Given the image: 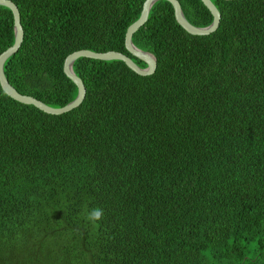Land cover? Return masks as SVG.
Segmentation results:
<instances>
[{
	"label": "trees",
	"instance_id": "1",
	"mask_svg": "<svg viewBox=\"0 0 264 264\" xmlns=\"http://www.w3.org/2000/svg\"><path fill=\"white\" fill-rule=\"evenodd\" d=\"M23 41L9 84L50 108L77 96L63 63L125 49L146 0H8ZM196 28L213 18L177 0ZM192 36L153 5L133 45L156 59L73 64L86 94L45 114L0 88V264H264V0H210ZM14 43L0 7V55ZM104 218L87 224L82 208Z\"/></svg>",
	"mask_w": 264,
	"mask_h": 264
},
{
	"label": "water",
	"instance_id": "2",
	"mask_svg": "<svg viewBox=\"0 0 264 264\" xmlns=\"http://www.w3.org/2000/svg\"><path fill=\"white\" fill-rule=\"evenodd\" d=\"M159 1L168 2L172 6L174 11V17L177 24L189 35L200 36V37L208 36L214 33L219 26L220 15L210 0H200L203 6H205V8L209 11V13L213 18L212 23L208 27H204V28H196L192 26L190 23H188V21L185 19L182 13V9L177 0H146L143 3L139 19L128 27L124 39L125 49L127 50V52L131 56L145 63L146 67L144 69L140 68L129 57L117 52L94 53L85 50L74 52L66 57L63 63V72L65 76L76 86L77 96L72 102H70L66 106L55 109L48 107L47 105L43 104L42 102L32 97L19 94L9 84L8 80L6 79L3 72L4 64L11 56H13L18 52L23 41V30L20 24V15L17 7L8 0H0V7L7 8L12 13L13 35H14L13 45L0 55L1 90L6 96H8L10 99H12L15 102H18L26 106H33L34 108L48 115L60 116L80 106V104L83 102L85 98L86 91L84 85L82 81L73 72V64L75 63L76 60L80 58H87V59L103 61V62L120 61L123 62L132 72H134L135 74L141 77H146L154 74L157 66L156 59L150 53L143 52L138 48H136L132 43V37L146 23L151 8L155 3ZM226 1H233V0H226Z\"/></svg>",
	"mask_w": 264,
	"mask_h": 264
},
{
	"label": "clouds",
	"instance_id": "3",
	"mask_svg": "<svg viewBox=\"0 0 264 264\" xmlns=\"http://www.w3.org/2000/svg\"><path fill=\"white\" fill-rule=\"evenodd\" d=\"M81 215H82L83 220L87 224L95 227L99 224L100 221L103 220L104 210L103 208H100V207H92L89 209L87 206H84L82 208Z\"/></svg>",
	"mask_w": 264,
	"mask_h": 264
}]
</instances>
